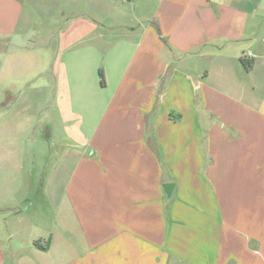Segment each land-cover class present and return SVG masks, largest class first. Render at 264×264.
Here are the masks:
<instances>
[{"label": "crops", "instance_id": "1", "mask_svg": "<svg viewBox=\"0 0 264 264\" xmlns=\"http://www.w3.org/2000/svg\"><path fill=\"white\" fill-rule=\"evenodd\" d=\"M56 37L0 53V264H264V0H0Z\"/></svg>", "mask_w": 264, "mask_h": 264}, {"label": "rangeland", "instance_id": "2", "mask_svg": "<svg viewBox=\"0 0 264 264\" xmlns=\"http://www.w3.org/2000/svg\"><path fill=\"white\" fill-rule=\"evenodd\" d=\"M55 36H58V33ZM58 37H56V40H35L36 44H33L32 40H16L14 39L13 42H11L10 40H3L0 38V53L2 52H5L7 49L11 50V49H18L20 48L21 46L24 47V48H27V47H32L33 49L36 50L37 53L41 54V55H46V53H49L50 56L52 57V62H48L47 60V57L44 61L45 64H50L51 63V66H50V70H52V65H53V61L56 60V58H58L59 55H61V57H63V51L61 48V45H60V41L61 40H57ZM8 41V42H7ZM48 54V55H49ZM39 79H42V77H39ZM44 115V114H43ZM45 116H46V111H45ZM44 118V116H43ZM47 119V118H45ZM56 122L59 123L61 120H62V116L60 115V110H56ZM93 120V116L91 114V116H89V122H91ZM72 144H74V142L72 141ZM58 148H55V152L56 154H58ZM51 154V152H50ZM58 161V156H56L55 158V163H57ZM48 173H44V176H45V182L43 184V186L45 185V183L48 182L47 178H48ZM42 176H43V173L39 174V177H40V182L42 183ZM57 176V175H56ZM54 181L58 184V179L55 177L54 178ZM42 186V184H41ZM30 197L33 199V201H36V200H39V201H42L43 200V195H42V191L41 189L36 191H31V195ZM57 202L55 203L54 205V211L51 212L50 210V217H49V223L50 225L52 224L53 227H54V230L55 232L58 234V233H62V231L64 230V226H63V223H62V205H60L59 203V197L57 195ZM30 211L32 213H35L36 210H33V207L30 208ZM41 224V222H40ZM36 227L38 226V224L36 223L35 224ZM42 225L43 223L41 224V228H42ZM36 227L34 228L35 230H33V233H38L36 232ZM37 228V230H41ZM72 239H73V243L74 241L77 242L78 244V239L76 237H74V234L71 235ZM26 239V242H27V238ZM21 241H23V238H21ZM29 244L27 242V244L25 245L24 248V252H20L19 254H11V253H8L7 257H8V264H17L18 261L20 260H24L25 258L24 257H27V255H30V257L32 256L33 258L35 259H41V260H45V261H57L59 260L58 259V254L59 252H55L53 253L52 251L50 253H40L39 255L41 256V258H39L38 256V253L36 252H33L31 253L30 252V249L27 247ZM79 245V244H78ZM79 249V247H78ZM16 259V261L14 260ZM40 260V261H41Z\"/></svg>", "mask_w": 264, "mask_h": 264}, {"label": "water", "instance_id": "3", "mask_svg": "<svg viewBox=\"0 0 264 264\" xmlns=\"http://www.w3.org/2000/svg\"><path fill=\"white\" fill-rule=\"evenodd\" d=\"M165 189H166L168 195H171V192H172V189H173V184H171V183L170 184H166Z\"/></svg>", "mask_w": 264, "mask_h": 264}, {"label": "trees", "instance_id": "4", "mask_svg": "<svg viewBox=\"0 0 264 264\" xmlns=\"http://www.w3.org/2000/svg\"><path fill=\"white\" fill-rule=\"evenodd\" d=\"M102 82H104V79H102Z\"/></svg>", "mask_w": 264, "mask_h": 264}, {"label": "built area", "instance_id": "5", "mask_svg": "<svg viewBox=\"0 0 264 264\" xmlns=\"http://www.w3.org/2000/svg\"><path fill=\"white\" fill-rule=\"evenodd\" d=\"M250 53H252V52H250Z\"/></svg>", "mask_w": 264, "mask_h": 264}]
</instances>
